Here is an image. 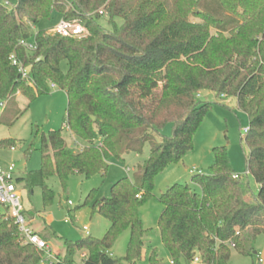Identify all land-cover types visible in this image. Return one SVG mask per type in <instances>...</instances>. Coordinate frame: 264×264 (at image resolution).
<instances>
[{
    "label": "trees",
    "instance_id": "obj_1",
    "mask_svg": "<svg viewBox=\"0 0 264 264\" xmlns=\"http://www.w3.org/2000/svg\"><path fill=\"white\" fill-rule=\"evenodd\" d=\"M56 12L84 24L87 35L35 31ZM32 37L35 50L21 44ZM12 55L29 68L28 80ZM52 84L66 91L67 126L87 144L74 150L62 130L40 133L41 166L16 181L30 193L41 187L45 205L55 196L50 177L66 184L74 173L106 174L112 159L124 161L151 145L134 179L114 182L110 197L95 199L92 191L85 198L83 204L92 203L110 220L105 235L63 241L64 255L58 252L54 264H76L77 252H83L82 264H138L147 232L139 209L153 195L155 177L194 148V136L213 105L200 97L202 90L235 97L248 114L242 141L249 148L247 172L258 190L253 193L236 172L228 147L214 146L210 173L192 176L199 192L174 183L161 194V238L172 264H191L196 257L203 264H229L232 249L256 253L264 235V0H17L11 8L0 0V124L12 126L23 114L18 96L32 102ZM169 125L171 133H162ZM22 143L6 138L0 148ZM31 151L29 146L25 156ZM127 229L130 240L121 259L111 249ZM35 232L47 243L59 237L52 227L48 234ZM44 254L24 238L4 207L0 264H40ZM150 264H163L157 251Z\"/></svg>",
    "mask_w": 264,
    "mask_h": 264
},
{
    "label": "rangeland",
    "instance_id": "obj_2",
    "mask_svg": "<svg viewBox=\"0 0 264 264\" xmlns=\"http://www.w3.org/2000/svg\"><path fill=\"white\" fill-rule=\"evenodd\" d=\"M6 1L9 8L15 6L17 2V0ZM61 19L60 14L56 12L52 20L42 19L34 29L35 31L47 29L51 32ZM196 19L192 17V20ZM100 23L105 27H111L105 18H102ZM30 42H34V37L30 39ZM61 68L67 72L68 63L63 61ZM157 93L160 96L161 87ZM200 97L213 102V105L194 136V148L182 161L168 165L155 177L153 195L139 209L147 232L144 236L143 257L138 264H150L153 251L159 253L163 264H172V258L162 241L159 230V217L164 208L160 196L168 186L174 183L188 184L193 190L199 192L200 187L192 181V176L198 173H210L214 161V146L226 145L236 172L249 182L253 193L258 190V184L253 175L247 173L249 148L242 141L244 129L249 125L248 114L239 109L235 97L218 96L215 92L207 90L200 91ZM18 99L24 111L23 114L12 126L0 124V140L15 138L23 141L17 148H0V162L14 163L18 175L22 176L27 171L40 168L39 136L41 132L62 130L68 146L74 150H80L87 144L83 139L73 135L67 126L68 96L64 89L50 85L49 93L42 94L32 102L23 96H18ZM162 133L169 135L171 126H167ZM29 146L32 151L29 156H25L24 151ZM150 149L151 145L147 143L141 154L130 153L124 161L112 159L106 174L98 173L87 177L84 174L74 173L66 184H63L57 176L50 177L47 183L55 191V196L48 205L44 203L41 187H35L33 193H30L24 183L16 182L28 226L43 234H48L52 227L59 236L49 241L51 253L45 252L40 264H54L58 252H61L63 256L65 240L76 242L86 236L100 239L105 235L110 226V220L95 212L92 203L83 204L85 198L92 191H94L95 199L110 197L114 182L123 177L134 179L139 165H144L148 159ZM3 211L4 206L0 205V213ZM84 226L88 227V232L84 230ZM130 234V229L125 230L112 247L111 252L115 257L123 259L126 256ZM74 259L76 264H82L83 252H77ZM182 264L186 263L183 261ZM191 264L203 263L192 262ZM229 264H264V235L258 238L254 255H243L232 249Z\"/></svg>",
    "mask_w": 264,
    "mask_h": 264
},
{
    "label": "built area",
    "instance_id": "obj_3",
    "mask_svg": "<svg viewBox=\"0 0 264 264\" xmlns=\"http://www.w3.org/2000/svg\"><path fill=\"white\" fill-rule=\"evenodd\" d=\"M51 33H58L67 37H82L87 35L88 30L86 26L78 20L62 18L58 25L52 28ZM21 44L29 50H35L37 48L35 42L32 43L27 40H22ZM11 59L13 64L18 67L22 79L28 80L29 68L19 61L15 55H12ZM52 87H55V84H52ZM248 130L249 127H246L244 133H247ZM192 172H194V170H192ZM19 176L20 175L17 174L16 165L14 163L2 164L0 162V203L8 208L9 213L16 219V222L20 226V231L27 241L35 244L45 252L51 253L49 244L27 224L26 217L23 214L24 207L16 185V180ZM235 177H239V174H235ZM84 230L88 232V227L84 226ZM260 261H262V259H260ZM57 262H59L58 258L56 259V263ZM194 262L199 263V257H196Z\"/></svg>",
    "mask_w": 264,
    "mask_h": 264
},
{
    "label": "water",
    "instance_id": "obj_4",
    "mask_svg": "<svg viewBox=\"0 0 264 264\" xmlns=\"http://www.w3.org/2000/svg\"><path fill=\"white\" fill-rule=\"evenodd\" d=\"M40 59H43V57H40ZM40 59H39V60H40ZM93 118H95V117H93Z\"/></svg>",
    "mask_w": 264,
    "mask_h": 264
},
{
    "label": "crops",
    "instance_id": "obj_5",
    "mask_svg": "<svg viewBox=\"0 0 264 264\" xmlns=\"http://www.w3.org/2000/svg\"><path fill=\"white\" fill-rule=\"evenodd\" d=\"M224 97V96H223ZM226 97V96H225ZM228 98H231V97H228ZM249 126V125H248Z\"/></svg>",
    "mask_w": 264,
    "mask_h": 264
}]
</instances>
